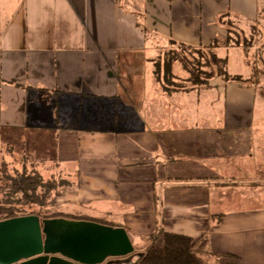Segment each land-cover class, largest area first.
<instances>
[{
  "label": "crops",
  "instance_id": "0c3cea01",
  "mask_svg": "<svg viewBox=\"0 0 264 264\" xmlns=\"http://www.w3.org/2000/svg\"><path fill=\"white\" fill-rule=\"evenodd\" d=\"M232 26L255 43L226 42ZM261 35L264 0H0V154L3 135L21 136L35 168H78L58 200L90 213L59 211L108 218L136 248L163 229L193 237L208 263L264 264L259 87L189 86L175 61L185 89L168 94L162 67L171 40L220 39L219 56L229 68L241 56L249 77L264 68ZM174 97L186 113L173 112Z\"/></svg>",
  "mask_w": 264,
  "mask_h": 264
},
{
  "label": "trees",
  "instance_id": "16d2710c",
  "mask_svg": "<svg viewBox=\"0 0 264 264\" xmlns=\"http://www.w3.org/2000/svg\"><path fill=\"white\" fill-rule=\"evenodd\" d=\"M227 14H222L220 19L224 20ZM234 40L235 44H243L245 47L255 43L254 36L252 40H248L245 36L237 30L236 38L229 35L226 42ZM254 40V41H253ZM172 44H176L180 49H170L165 52L163 59V78L165 87L173 79V64L179 61L183 64L184 68L190 72L188 81L193 85L208 84L215 78H220L225 82L230 80L252 83L259 89L264 88V68L255 66L253 72L249 77L242 74H230L228 71V57H221L218 54V48L221 46V40L216 39L210 44H201L199 46L188 45L183 42H176L171 40ZM190 50L191 52L198 53L199 57L189 60V58L182 52ZM263 60V58H255V60ZM158 68L161 66H157ZM208 68L207 70L205 68ZM58 176L53 174L48 180L43 179V175L37 168L23 169L22 173L17 174L12 178L11 183L8 185L11 196L20 197L18 202L20 204H35L40 207L42 211L47 210V207L56 204L57 200L52 197V193L59 187L56 182ZM13 194V195H12ZM14 200V201H13ZM9 201L13 203L16 199ZM16 201V202H17ZM8 203V202H6ZM17 206L11 204L9 206H0V220L16 217L22 214H33V212H21ZM42 218L49 217H66L70 219H86L98 221L97 218L88 215L67 214L65 212L56 210L50 213H38ZM149 243L145 248L143 257L138 264H211L208 263L199 253L196 248L194 238L182 233L165 231L159 229L148 237ZM161 241V244H157Z\"/></svg>",
  "mask_w": 264,
  "mask_h": 264
},
{
  "label": "water",
  "instance_id": "95a60500",
  "mask_svg": "<svg viewBox=\"0 0 264 264\" xmlns=\"http://www.w3.org/2000/svg\"><path fill=\"white\" fill-rule=\"evenodd\" d=\"M135 249L123 226L37 214L0 220V264H138L145 252Z\"/></svg>",
  "mask_w": 264,
  "mask_h": 264
},
{
  "label": "rangeland",
  "instance_id": "374dc122",
  "mask_svg": "<svg viewBox=\"0 0 264 264\" xmlns=\"http://www.w3.org/2000/svg\"><path fill=\"white\" fill-rule=\"evenodd\" d=\"M233 27V26H232ZM244 27L246 28L247 31H249V28L248 26H245ZM234 31H237V26H234ZM257 35V34H256ZM261 40L259 43H264V35H261ZM170 48L172 49H178L180 50L176 44H172L170 45ZM184 55H186L189 60H193L194 58H198L199 57V54L198 53H194V52H191L190 50L186 51L185 53L182 52ZM239 55V54H238ZM237 61L240 62V64L237 62V66H232V68L228 67V71L231 72V73H240V74H244V72H246V75L249 74L247 72V68L246 66L242 65L243 63V58L240 56L239 58L237 57ZM183 67H181V65H177V69L179 70V73H183L184 75L186 74L185 71L182 69ZM206 70L208 69L207 67L205 68ZM243 69V72H241ZM189 86L193 85V84H188ZM202 85V84H200ZM163 89H165L166 93L170 94L171 91H174V90H184L185 89V86L184 84L181 82V81H178L176 80V78L173 76V79H172V82L171 83H168L166 87H164L163 85ZM259 95L260 97L263 96V100L260 99L261 101L264 102V88H260L259 89ZM136 98H134V100L138 103L139 99L137 98V96H135ZM176 98V97H174ZM185 98V97H183ZM182 97H177L176 98V104L172 105L171 108L173 109V112L177 113V109L178 108L181 112L183 111L182 114L186 113L185 111V108H183L182 104L181 103H184V99ZM133 100V101H134ZM135 103V102H134ZM155 100L153 99V103L152 105L154 106L155 105ZM259 101L257 102V105H258ZM261 105H260V111H263L264 112V104L262 102H260ZM186 105V103H184ZM131 106L136 110L138 111L136 108V105L135 104H131ZM154 108V107H153ZM245 110V107L242 108V111ZM92 114H97V115H102L103 112H101V110L99 109H96L94 108V110L92 111ZM245 123V122H244ZM85 124V122H84ZM122 122H120L119 125H121ZM102 125V124H100ZM108 125V123H107ZM113 127L114 128H117V123L116 122H113V123H109V127ZM21 136H11V138L7 135H3L2 136V152L0 154V206L2 205H11V204H14L15 206H17L20 210H22L21 212H27V213H30V212H33V214H36L35 212H38V213H43L45 214L44 212H47V213H50V212H53V211H56V210H62V211H66V212H72V213H76L78 212L77 210H80L81 213H90L88 211H86V208L83 207V204H81L82 206H79L75 209H67L66 207H64L63 205L60 206V203H59V197H62L67 191H73L75 190L76 188V180H79V170L78 168H74V167H70L68 166V164H65V167L66 168H63L64 167V164L61 165V174H63L61 177H57L56 178V182L59 184V187L53 191V195L52 197L55 198V200H57L56 204L52 205V206H49L47 207V210H44L42 211L40 209L39 206L35 205V204H20L17 200L18 198H20L19 196L18 197H12L11 196V191L8 187V185L11 183V180L12 178H14V176H17V174L19 173H22L23 172V169L25 168H28V171L29 170H32V168H34V165H37V161L35 159H31L30 156L27 155V153L24 152L25 148L23 146V143L21 141ZM6 144H11L12 146L11 147H8ZM9 152V153H6V152ZM29 158H28V157ZM27 159L29 161H27ZM35 162V163H34ZM48 165H50V163H46V165L44 164H39V168L38 169L39 171H41L42 175H43V179L44 180H48L50 177H51V174L53 172V169L51 168H48ZM59 170V169H58ZM57 174V173H56ZM59 174V173H58ZM49 177V178H48ZM70 188V189H69ZM13 195V194H12ZM13 199H16L15 202L13 203H9V201L13 200ZM14 201V200H13ZM8 202V203H6ZM23 215H29V214H22V215H19V216H23ZM43 217V216H42ZM108 219V218H107ZM107 219H106V222L105 220L102 221L101 219H98V222H101V223H104V224H108L109 222H107ZM110 225V224H109ZM157 244H161V241H159ZM138 246H140V244H138ZM142 248L141 246L136 248L135 251H140ZM119 258H123V257H119ZM115 259V258H114ZM218 264V263H217Z\"/></svg>",
  "mask_w": 264,
  "mask_h": 264
}]
</instances>
